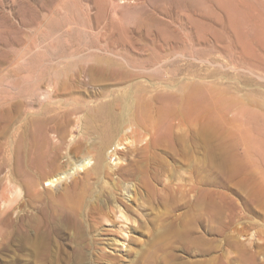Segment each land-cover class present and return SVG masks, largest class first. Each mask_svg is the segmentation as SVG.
<instances>
[{"label":"rangeland","instance_id":"374dc122","mask_svg":"<svg viewBox=\"0 0 264 264\" xmlns=\"http://www.w3.org/2000/svg\"><path fill=\"white\" fill-rule=\"evenodd\" d=\"M113 2L133 17L117 21ZM136 11H146L145 28ZM121 46L136 50L131 60L152 68L154 77L161 70L157 57L147 59L152 50L183 52L166 63L170 70L162 76L174 75L177 66L181 73L171 89L194 81L205 87L200 119H177L168 141L150 150L142 147L144 129L135 126L134 134L126 128L122 134L129 139L117 149L133 157L136 177L81 180L82 235H54L62 250L54 241L45 263H77L80 247L82 264H264V0H0V114L21 102L28 86H48L51 66ZM118 156L108 158L113 168L126 161ZM118 181L131 184L129 197L114 188ZM4 182L0 178V264H40L35 257L12 258L7 249L2 199L12 203L13 195ZM115 203L123 204L129 220L112 212ZM99 209L109 221L100 219Z\"/></svg>","mask_w":264,"mask_h":264},{"label":"bare ground","instance_id":"6f19581e","mask_svg":"<svg viewBox=\"0 0 264 264\" xmlns=\"http://www.w3.org/2000/svg\"><path fill=\"white\" fill-rule=\"evenodd\" d=\"M115 2L112 4L114 9L112 11L117 21H126L133 17L132 12L125 9L123 4L120 7L121 4L118 3L120 4L118 5ZM187 3L186 1L183 4ZM208 5H206L207 8ZM133 13L138 26L145 28L144 24L147 25V22L144 23L145 13L143 11ZM151 17L156 18L153 15ZM157 20L153 23L156 26H162L156 24ZM146 21L150 22L153 19ZM153 23L150 24L154 25ZM146 28L149 29L148 26ZM139 30L140 28L138 29L140 35ZM128 38L130 42V37ZM148 40L150 42V39ZM91 50L85 55L86 60L83 62H67L63 66L61 64V66L48 68V86L44 87L37 80L34 86H28L21 102L13 103L5 114H0V178L1 181L6 182L3 188L8 187L13 195L10 200L13 201L12 203L2 199L6 229L1 232V235L4 236V241L7 240V249L12 258L17 255L22 258L35 257L40 264H46L49 263H45L46 260L50 261L48 255L51 253L53 244H57L56 251L62 250L59 249L54 235L62 234L64 237L67 232L73 234L72 230L76 235H82L85 223H83V202L76 190L81 180H88L93 176L100 177L102 174L109 179H114L119 176H134L137 173L133 157L123 158V154L120 155L121 151L117 149L125 145V141L129 139L122 134L126 128L132 129L134 134L135 131L137 132L135 126L144 129L145 134L143 138L141 136V140L145 139L147 142L143 143L142 147L149 149L152 144L166 143L172 135L174 122L177 119H200L205 87L203 88L198 81H194L190 85L186 83L181 85L177 91L175 88L171 89L177 74L181 73V69L177 66L172 72L174 75L162 76L164 69L170 70L166 63L183 52L177 53L160 50V48L152 50L147 59L149 60L150 56L157 57L158 71L161 70L158 74L160 77H154L151 75L152 68L136 65L135 60L134 62L131 60L136 51L134 49ZM29 78H31V72H29ZM30 80L28 84L31 83ZM209 90L211 88L207 91ZM148 135L149 139H147ZM116 154L119 155L118 159L126 161H123L124 164L117 165V168H113L115 166H111L108 158ZM81 168L84 169V174L80 176ZM72 169L75 171L71 172ZM128 180L131 178L129 177ZM45 181L50 185H56V189L53 191L44 188L42 185ZM113 185L115 189L120 190L123 197H129L125 195V191L131 193V184L127 183V186H124L121 181H118L113 182ZM132 185L134 187V183ZM112 195L114 192L108 194L107 199H112ZM122 205L115 203L110 208L112 212H119L120 217L129 220ZM97 211H99L98 214L100 213V219L109 221L108 216L102 215L104 211L100 209ZM79 242L78 245H80ZM74 251V254L79 255L80 260H77V263L75 260L72 264H82L83 250L79 247L77 251Z\"/></svg>","mask_w":264,"mask_h":264}]
</instances>
